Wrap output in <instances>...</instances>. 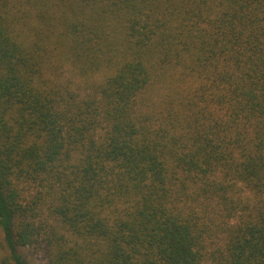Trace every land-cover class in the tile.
<instances>
[{
	"label": "trees",
	"instance_id": "obj_1",
	"mask_svg": "<svg viewBox=\"0 0 264 264\" xmlns=\"http://www.w3.org/2000/svg\"><path fill=\"white\" fill-rule=\"evenodd\" d=\"M32 246L264 264V0H0V264Z\"/></svg>",
	"mask_w": 264,
	"mask_h": 264
},
{
	"label": "rangeland",
	"instance_id": "obj_2",
	"mask_svg": "<svg viewBox=\"0 0 264 264\" xmlns=\"http://www.w3.org/2000/svg\"><path fill=\"white\" fill-rule=\"evenodd\" d=\"M26 197L28 194H24ZM2 254V249L0 247V255ZM28 259L31 261V264H47V257L45 252L39 246H32L27 248Z\"/></svg>",
	"mask_w": 264,
	"mask_h": 264
}]
</instances>
